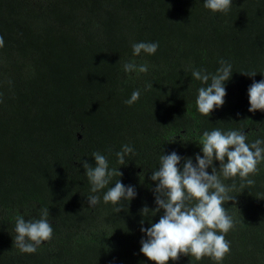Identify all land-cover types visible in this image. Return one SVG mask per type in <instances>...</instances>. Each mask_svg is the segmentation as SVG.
Wrapping results in <instances>:
<instances>
[{"label": "trees", "instance_id": "1", "mask_svg": "<svg viewBox=\"0 0 264 264\" xmlns=\"http://www.w3.org/2000/svg\"><path fill=\"white\" fill-rule=\"evenodd\" d=\"M204 3L0 0V264H154L140 251L141 227L158 222L163 210L144 217L141 209L157 207L150 177L160 156L175 151L195 164L203 132L213 129L243 130L248 143L264 139V111L250 112L248 96L253 81L264 80V0H232L227 13ZM142 41L158 42L157 52L134 56L132 44ZM221 59L233 71L225 102L204 116L196 105L203 85L191 69L215 73ZM132 61L149 71L124 72ZM135 90L139 100L126 104ZM124 144L135 154L121 166L115 153ZM96 151L123 175L90 207L82 162L94 165ZM249 178L254 185L224 180L236 185L235 201L224 204L235 226L219 264H264V162ZM119 179L136 197L105 204L103 193ZM41 209L49 210L52 238L21 253L16 217L39 218ZM168 264L218 262L181 254Z\"/></svg>", "mask_w": 264, "mask_h": 264}, {"label": "clouds", "instance_id": "2", "mask_svg": "<svg viewBox=\"0 0 264 264\" xmlns=\"http://www.w3.org/2000/svg\"><path fill=\"white\" fill-rule=\"evenodd\" d=\"M232 0H205L204 7L212 12L227 13L232 6ZM4 44L0 36V47ZM159 48L158 42H136L132 44L134 56L141 53L153 55ZM220 67L215 73L207 70L191 69V76L201 81L198 89L196 105L204 116L222 107L225 100V83L231 79L232 65L221 59ZM126 73H147V63L136 64L134 61L123 64ZM188 69H186L187 71ZM251 77L256 72L244 73ZM148 88L153 85H147ZM141 92H132L126 104L132 105L140 98ZM250 112L264 111V80H255L248 89ZM248 134L243 130L213 129L204 131L199 141L203 155L195 156L196 163L191 157L182 158L175 151L162 154L159 167L152 172L151 180L157 182L152 189L157 207L152 210L147 206L141 209L144 217L155 216L163 210L159 221L151 223L150 227H141L145 238L141 240L140 251L154 264H168L170 260L178 261L181 254L194 257L200 261L205 256L221 262L230 252V241L226 234L235 226L233 217L224 207L225 202L235 201L236 196L230 195L235 190V183L227 185L224 180L239 177L241 187L255 184L249 178L258 171V165L264 162V139H256L248 143ZM135 150L129 144L121 146L116 152L117 162L126 165V157L134 155ZM95 164L82 162L89 183L91 193L87 196L90 207H95L101 197L97 195L109 184L114 176L122 177L123 173L117 168H110L108 159L99 151L92 153ZM184 161L182 169L178 167ZM219 161V169L215 166ZM211 168V174L208 169ZM142 174V173H141ZM223 178V179H222ZM114 187L103 193V202L113 205L121 201H131L137 195L134 186H125L121 179ZM35 207V205H33ZM122 207L114 211L121 212ZM49 210L41 209L39 218L25 219V215L16 217L14 225V247L21 253H35L37 248L52 238L53 228L48 221ZM144 221H141L143 225Z\"/></svg>", "mask_w": 264, "mask_h": 264}]
</instances>
